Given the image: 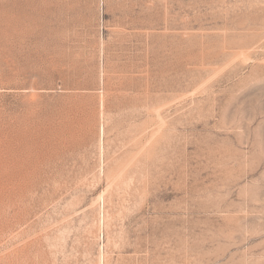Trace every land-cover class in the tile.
Instances as JSON below:
<instances>
[{
  "label": "rangeland",
  "instance_id": "obj_1",
  "mask_svg": "<svg viewBox=\"0 0 264 264\" xmlns=\"http://www.w3.org/2000/svg\"><path fill=\"white\" fill-rule=\"evenodd\" d=\"M0 264H264V0H0Z\"/></svg>",
  "mask_w": 264,
  "mask_h": 264
},
{
  "label": "bare ground",
  "instance_id": "obj_2",
  "mask_svg": "<svg viewBox=\"0 0 264 264\" xmlns=\"http://www.w3.org/2000/svg\"><path fill=\"white\" fill-rule=\"evenodd\" d=\"M102 129V128H101ZM102 131V130H101Z\"/></svg>",
  "mask_w": 264,
  "mask_h": 264
}]
</instances>
